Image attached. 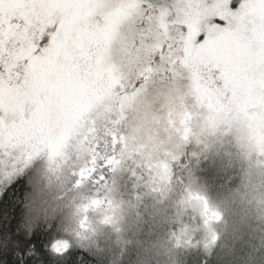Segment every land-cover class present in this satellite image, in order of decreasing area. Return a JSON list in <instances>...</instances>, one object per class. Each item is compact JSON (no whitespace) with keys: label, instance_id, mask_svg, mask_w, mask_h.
<instances>
[{"label":"snow or ice","instance_id":"1","mask_svg":"<svg viewBox=\"0 0 264 264\" xmlns=\"http://www.w3.org/2000/svg\"><path fill=\"white\" fill-rule=\"evenodd\" d=\"M132 65L135 82L126 84L121 69ZM153 76L185 82L193 102L177 128L185 143L195 119L202 135L234 130L264 156V0H0V150L6 155L19 151L30 159L47 150L55 163L69 149L77 157L86 150L77 184L97 171L98 156L104 167H119L115 154L99 152L96 117L101 109L108 114L104 135L111 143L103 145L115 153L123 137L111 129ZM168 161L146 166L157 170L154 182L169 181ZM192 201L214 244L212 224L221 214L189 192ZM103 203L94 198L85 210ZM192 243L185 226L176 244ZM70 248L68 240L51 244L60 256Z\"/></svg>","mask_w":264,"mask_h":264},{"label":"trees","instance_id":"2","mask_svg":"<svg viewBox=\"0 0 264 264\" xmlns=\"http://www.w3.org/2000/svg\"><path fill=\"white\" fill-rule=\"evenodd\" d=\"M181 151L159 186L131 161L115 169L99 162L77 184L84 162L76 153L64 165L40 158L18 169L0 187V264H264V157L223 129ZM189 192L221 214L214 244ZM94 198L103 205L85 210ZM185 226L193 243L178 246ZM54 240H68L69 252H53Z\"/></svg>","mask_w":264,"mask_h":264},{"label":"clouds","instance_id":"3","mask_svg":"<svg viewBox=\"0 0 264 264\" xmlns=\"http://www.w3.org/2000/svg\"><path fill=\"white\" fill-rule=\"evenodd\" d=\"M121 70L127 77L126 84L135 82L137 70L135 65L124 66ZM191 110H193V102L182 79L164 80L159 76H153L141 92L126 102L120 124L112 127L111 130L115 131L117 136L123 137V141L117 146L114 154L121 163L131 161L137 168L147 172L149 178L154 181L153 174L157 170L153 168L150 172L146 166L163 159H170L165 156V153L173 155L185 144L177 128L180 126L182 115ZM107 115L101 109L96 117L98 139L102 138L99 149L102 155L106 150L112 152L110 147L106 148L103 145V140H107L109 145L111 143L110 137L104 135ZM111 118L115 119L116 116L112 115ZM170 120L173 122L170 123ZM192 131V139L203 137L202 122L194 119ZM88 147L91 145L89 144ZM252 152L255 153V151ZM80 158L85 163L89 153L86 150L81 152ZM99 162L102 160L98 156ZM156 184L159 186L158 181ZM258 199L259 206L264 209V194H261Z\"/></svg>","mask_w":264,"mask_h":264},{"label":"rangeland","instance_id":"4","mask_svg":"<svg viewBox=\"0 0 264 264\" xmlns=\"http://www.w3.org/2000/svg\"><path fill=\"white\" fill-rule=\"evenodd\" d=\"M208 138H209V134L200 137L198 139H191L189 142L185 143L184 146L185 145L191 146L193 149H195L196 144L199 145ZM181 149L182 146L178 148L177 151L173 154V156L175 157L174 159L178 158L181 154H183ZM74 153L75 152L72 149H69L66 154V159H64L63 161L57 160L55 163H53L52 161L49 160L47 150H44L39 154L32 156L30 159L22 156L19 151H17L15 155H6L3 150H0V187L5 185L6 183H9L15 177L16 175L15 173L17 172L18 169H20L19 171H22L21 169H24L30 166L31 164H34V162L37 159L44 158L49 163L50 166L64 165L72 159ZM19 157L20 159L17 160Z\"/></svg>","mask_w":264,"mask_h":264}]
</instances>
